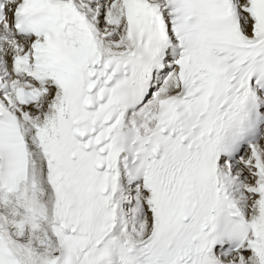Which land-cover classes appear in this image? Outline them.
Wrapping results in <instances>:
<instances>
[{
  "label": "snow or ice",
  "instance_id": "obj_1",
  "mask_svg": "<svg viewBox=\"0 0 264 264\" xmlns=\"http://www.w3.org/2000/svg\"><path fill=\"white\" fill-rule=\"evenodd\" d=\"M0 264H264V0H0Z\"/></svg>",
  "mask_w": 264,
  "mask_h": 264
}]
</instances>
